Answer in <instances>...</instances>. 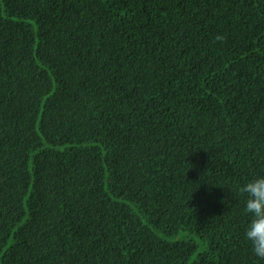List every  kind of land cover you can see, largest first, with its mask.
Listing matches in <instances>:
<instances>
[{"label":"trees","instance_id":"obj_1","mask_svg":"<svg viewBox=\"0 0 264 264\" xmlns=\"http://www.w3.org/2000/svg\"><path fill=\"white\" fill-rule=\"evenodd\" d=\"M258 176L264 0H0V264H264Z\"/></svg>","mask_w":264,"mask_h":264},{"label":"clouds","instance_id":"obj_2","mask_svg":"<svg viewBox=\"0 0 264 264\" xmlns=\"http://www.w3.org/2000/svg\"><path fill=\"white\" fill-rule=\"evenodd\" d=\"M224 34L214 37L223 43ZM238 193L245 197L244 212L250 215V221L244 232V239L251 246L254 256L264 260V176H258L238 186Z\"/></svg>","mask_w":264,"mask_h":264},{"label":"rangeland","instance_id":"obj_3","mask_svg":"<svg viewBox=\"0 0 264 264\" xmlns=\"http://www.w3.org/2000/svg\"><path fill=\"white\" fill-rule=\"evenodd\" d=\"M189 237H191V238H192V236H189Z\"/></svg>","mask_w":264,"mask_h":264}]
</instances>
